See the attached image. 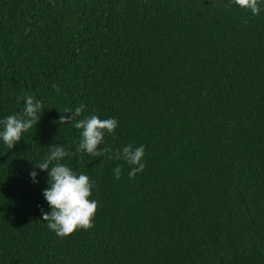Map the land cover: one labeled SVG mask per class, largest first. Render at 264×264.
Listing matches in <instances>:
<instances>
[{"label": "trees", "instance_id": "1", "mask_svg": "<svg viewBox=\"0 0 264 264\" xmlns=\"http://www.w3.org/2000/svg\"><path fill=\"white\" fill-rule=\"evenodd\" d=\"M260 6L0 0V120L25 94L44 104L13 149L0 140V264H264ZM81 104L119 122L102 147L143 145L145 168L64 158L99 207L93 228L62 238L42 221L48 174L30 172L52 146L75 151L80 130L58 121Z\"/></svg>", "mask_w": 264, "mask_h": 264}, {"label": "clouds", "instance_id": "2", "mask_svg": "<svg viewBox=\"0 0 264 264\" xmlns=\"http://www.w3.org/2000/svg\"><path fill=\"white\" fill-rule=\"evenodd\" d=\"M232 4L242 10L249 11L253 16L261 12L260 0H228V7ZM52 87L59 93L57 85L53 84ZM23 100L24 104L16 114L0 120V125H2L0 140L8 149H13L22 140L24 133L36 127L44 111L43 102L34 96L25 94ZM84 111L83 104L74 110L66 108L63 112L66 115H61L58 121L60 125L74 123V127L80 130L81 139L76 145L75 151L70 153L63 146H52L50 154L39 164H33V170L30 172L33 183H38L36 168L48 174L49 186L43 190V196L51 211L41 210L42 221L47 222V227L62 238L71 236L80 230L93 228L99 207L98 202L91 198L94 181L89 176L78 174L71 167L62 163L64 158L69 155L86 153L96 158L107 155L109 159H123L128 165L133 166L128 173L129 178H134L138 172H142L145 168L143 145L133 147L129 144L122 149H117L114 153L110 147H102L105 144L106 134L115 135L119 124L118 120L115 118L102 119L95 114L82 117ZM121 172V166L113 169L116 179H120Z\"/></svg>", "mask_w": 264, "mask_h": 264}]
</instances>
